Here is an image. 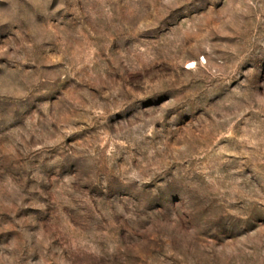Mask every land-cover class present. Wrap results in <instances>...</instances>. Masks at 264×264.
<instances>
[{"label": "rangeland", "instance_id": "obj_1", "mask_svg": "<svg viewBox=\"0 0 264 264\" xmlns=\"http://www.w3.org/2000/svg\"><path fill=\"white\" fill-rule=\"evenodd\" d=\"M0 264H264V0H0Z\"/></svg>", "mask_w": 264, "mask_h": 264}]
</instances>
